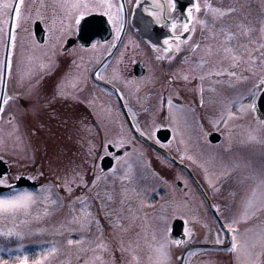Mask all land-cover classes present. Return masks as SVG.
Wrapping results in <instances>:
<instances>
[{
  "label": "rangeland",
  "instance_id": "374dc122",
  "mask_svg": "<svg viewBox=\"0 0 264 264\" xmlns=\"http://www.w3.org/2000/svg\"><path fill=\"white\" fill-rule=\"evenodd\" d=\"M225 1L227 2L226 7L235 6L237 8V11L235 13H232L224 17V19L227 20L225 26L229 27L231 31H236L237 25L240 22H243L244 24L255 25L258 28L259 19L261 18V15L264 14V12H262L261 9L262 0H225ZM27 3L29 4L30 0H27ZM220 22L221 20L216 21L217 29L221 27V26L217 27L218 23ZM27 30L29 32L28 25H27ZM27 36L28 38L26 39V41H33L32 34H29ZM132 36H133L132 34L130 35L127 34L124 37V39L127 37L131 39ZM253 36H258V32H254ZM245 39L246 38L244 37H240V42H244ZM201 41L205 42L203 40ZM111 42H114V39H111L110 43ZM232 43L236 45L237 41L233 40ZM25 47H27L28 49L27 58L20 66V71L24 73L23 80L20 81L19 79L20 71H17V68L14 65L13 76L7 82L6 91L8 92V94L13 95L18 93L19 95L9 105L5 106L6 108L5 113L2 114L1 116L3 117L4 115L5 117L6 115H11V126L8 127L4 125L0 120V149L5 148L6 144H9L11 142L10 137H30L31 140L32 137H42L38 133H34V128L41 125V127L44 129L45 126L46 127L48 126L49 122H47L45 126L42 125L45 124V122H43L41 118V115L47 112L51 114L52 117L54 116L56 121H55V125L53 126L54 134L52 132H48L47 130L46 137H52V136L58 137L57 136L58 133H56V130L59 131L60 135L63 134L64 130H67V134H68L69 133L68 130H69L71 134L76 133L74 137H83L84 134L81 133L82 125L81 124L79 125V123L76 120L72 119L67 112H65L64 110H60L61 104L64 103V101H68V100L72 102H74L75 100H82L84 101L83 102L84 105H86L88 102L93 100L95 102H99L101 100L104 101L108 99L103 95H96L98 96V100L95 99L96 96L90 97V93H89L90 91L89 92L85 91L83 97V91L85 90V86H87L85 84L86 81L88 80L87 78L88 69L90 67L86 66V63L81 60L83 57L82 53L78 54L79 60H77L76 62L69 61L67 57H63L62 60L65 61L56 62V61H52L51 56H48L49 54L45 53V51H40L37 46L28 47V45H25ZM108 49L109 46L105 47V49H102L99 53L101 54L105 53L107 52ZM3 50L4 47L0 45V52ZM17 53H18V46L15 51V54ZM92 54H93L92 56H94L98 54V52L96 50H93ZM256 55H259V53L257 52ZM28 57H32V58L29 59ZM94 58L95 61L99 62L100 65L104 60L100 58L97 59L96 56H94ZM0 60H2V57H0ZM110 62L112 64H110ZM42 64L44 66H41ZM109 65H114L113 59L112 61H109ZM102 68H104V65ZM78 83H81V85L77 86ZM73 84H75L76 86L73 87ZM136 84L142 85V83L139 81L136 82ZM250 85H251V81L245 83L243 85V88L250 87ZM61 90H63L67 94L60 95ZM93 92L94 93L97 92V89L95 87H93ZM104 95L106 94L104 93ZM106 96L110 97L109 95ZM228 96L229 98H232L233 94ZM244 102H246V100ZM47 103L53 104L55 110L49 109ZM154 111L156 112L157 109H154ZM92 112L93 115L88 114L86 116L89 120L95 117L96 125L95 126L92 125L91 120L89 123L84 124L83 128L85 130V133L87 132V134H89L90 137H104L105 127L102 125L100 117L98 116L99 111H97L93 107ZM108 112L116 116L115 114L118 113V111L109 109L108 111L103 110L102 112L99 113L102 114V117L105 119L106 124L114 123L113 117L107 115ZM12 117H15V119H13ZM28 117L32 119V123H33V126L31 127L32 129H30L28 125H24L26 124V118L28 119ZM19 120L20 122L22 120L24 124H19L18 123ZM205 121L200 124H192V122H185L181 124L187 123L186 125L177 126V137H175V141H176V149L178 150V155L181 158L192 162L196 170L202 176L203 180L208 182V184L206 183L207 186L209 188H213L212 190L215 193L213 194L214 199L218 203L219 214L222 217L224 223L227 226L231 225V227L234 226L235 228L238 229L235 235L237 236L238 241H240L241 249L247 246L248 250L251 252V257L244 255L243 251L240 253V261L242 262V264L244 261H247L248 259L255 260L257 264H264V241L261 240V233L262 231H264V222L258 223L255 226H251L250 228L244 229L243 227H241L242 225H245L249 222L247 220L264 214V208H261L260 206L262 201L260 198L259 190H257L255 195L253 194L252 191L253 188L256 186V179L253 178L252 173L255 172L258 174L262 169H264V143H260L258 141H249L247 139V135H248L247 130L249 129V127L251 128H261V127L259 125L251 124L246 129L244 125H237L236 127L239 129L238 131L241 134H243L245 137H236L238 136V134L236 133L228 134L230 137H227V135H225L224 133L225 137H227L223 142L224 145H214L206 142L203 137H197L198 132L201 131L203 133V131H205L208 128L203 124L205 123ZM150 124H155V126H158V124L154 122ZM155 126L149 125L147 127V130L151 132L153 129H155ZM219 126L227 128L230 127L231 124H228L227 126L221 124ZM106 132H107V128H106ZM20 133L22 134L19 135ZM60 135L59 137L62 136ZM260 135L262 138H264V128L263 129L261 128ZM123 140H125V138ZM126 141L128 143L131 142L130 139ZM225 145H228V147H225ZM12 146L17 149L15 150L11 148L12 153H16L17 156L27 157L30 155V153L28 152L29 147L27 149H24L23 144L20 145L14 144ZM16 155L14 156L16 158L13 159V163L14 164L20 163V167L21 169H23L25 162L24 160L17 158ZM133 158L136 157L130 155L128 158V160L132 159L129 163L131 165V169L128 168L129 164L125 166L126 169L125 173L131 176L133 175L135 176V173L140 174L138 169L142 168V162H141L142 159L141 158L133 159ZM151 164L155 167L159 166L161 173H164L169 170L175 172L171 167L167 166L168 167L167 168L166 166H163V164L159 165L158 160L152 159ZM122 171H123V166L118 167L115 173L112 172L111 174H109L111 175V179L114 180L113 185H116L115 190L117 191L116 192L117 196L121 201L126 202L130 198L131 194L132 196L130 199L132 200L136 194L140 193V202H141L142 194L144 191V187H142L141 181H139V187L136 184V182H133L130 185L126 184L127 186H122L118 188V184L120 185V183L122 185H125V183L122 182L120 178ZM71 177L69 176V178ZM179 178L180 179L182 178L181 174ZM170 180L171 183L173 184V189L175 192L176 199L175 201H173V199H170L169 203L167 202L165 203L164 208L169 209V206H172V209H175L176 207H179V211L177 213L179 215L184 216L188 221L187 225L189 227H192V225H195L196 223L189 222L193 218V217L192 218L189 217L194 215V217L197 218L199 215V212L196 211V209L194 208L196 203L192 202L188 204L189 206L186 205L184 203L185 200L184 195L186 194V192L183 191V189L180 188L178 185H176V183H174L173 177H171ZM107 182L108 181H100V183H107ZM153 182L159 183L158 179L154 180ZM183 184L187 185V182L184 181ZM136 188H138L137 191L135 190ZM27 190L30 192H34L37 195V202L36 204L33 205L31 211L33 216L39 214L40 219L39 220L32 219L27 226L20 225V230H22L25 233L23 237L0 236V259L10 261L15 256L23 255L25 252L32 254L30 257H34L35 256L33 255L34 252H28V250L24 249V241L26 239H30L31 236L36 237V236H41L43 234H48V232L44 230L37 231V229H43L41 220L51 216L52 212L56 208L61 207L59 204L52 205L45 203V196H47L48 193L42 188L37 191L30 189ZM97 190H99L98 187ZM51 192L52 195L50 199H57L55 194H53L52 189ZM222 192H227V195L225 196L222 195ZM93 194H95V191H93ZM249 200L252 201L251 206H248ZM101 203L102 202L99 200L96 204L92 202L87 205L89 207V211H91L92 215L95 218H96L95 214H99L100 212L98 204ZM134 204L133 206L129 207L131 210L134 208L135 206ZM180 205L182 206L181 209H180ZM75 206L78 207L79 205H75ZM143 206L145 207V202L143 203ZM140 207L143 208L141 204ZM184 207L190 209L188 213ZM45 208L49 210L50 214L46 215L44 213ZM100 209L104 211V209L102 208ZM246 209L250 214L247 220L241 218L242 214L245 212ZM77 211L79 212V210ZM253 212H255V215H251V213ZM114 218L117 220L116 221L115 219H112L115 220L113 224L115 226L116 233L122 230V228L119 226V223L123 227L126 225L127 222L136 225V228L133 229L131 235L135 240H126L123 242V246L126 247L128 250H130V252H132L130 255L121 254L120 256H116L114 255V251L111 249L97 248L96 245L103 242L102 236L99 230L97 229L95 232L96 235L93 234L94 236L93 240L90 241V238H87L86 243L81 246H71L69 248L65 244L66 240L60 241L63 242L59 245L61 250L68 249L70 250V252L74 251L75 254L67 256L64 255L65 251L56 254L55 257L62 256L57 264H71V263L84 264L85 260L83 261V258H87L86 260L90 261L91 264H144V263L153 264V261L155 260V255L153 256V253L150 256V258L152 257L153 260L152 261L150 260V262L147 261V257L144 260V256L141 255L144 251L146 252V254L149 253L148 251L153 252V248L150 247V245H154L152 239L153 233L150 227L153 225H151L149 220L140 218L138 213H132V215L125 214L122 217H114ZM23 219L24 217L22 215L19 216L16 221L17 224H19V221ZM233 220H236L237 223L231 224ZM57 223L60 224L61 221ZM156 223H158L160 228L162 227V221L160 220V217H157ZM11 224H12L11 219H9L8 221L0 220V226H5V225L11 226ZM75 225L77 224H74V226ZM93 225H101V224L100 223L97 224L96 222H93L91 226ZM77 226L79 228V225ZM169 226L170 223L168 219V228ZM208 227H209L208 224H202L201 227L196 230L197 234H199L200 241H207L208 239L216 237L217 233L214 232H213L214 234L206 233L205 229ZM212 229L213 231L216 230L217 225H215V227H212ZM155 230L159 238L160 233L156 227ZM78 231L77 230L75 231L77 234L75 239H80L81 237L85 238L84 232L87 233V231H82V235L80 234L81 233L80 228ZM91 232H94L93 228ZM115 235L118 236V234ZM95 238L97 240H95ZM220 238L223 240L225 237L221 235ZM113 241L114 240H110L111 243ZM49 247H51V245ZM124 247L122 251L125 250ZM8 249H10L11 252H9ZM40 250L41 249H36L35 253L39 254ZM218 253H219L218 255L212 251L207 253L203 259L204 261L197 264H214L215 262H217V264H227V261H225L227 258L226 257L227 254L220 252ZM134 254L139 257L138 262L133 259ZM232 256L235 264H237V254L232 253ZM93 257H98V259L93 260ZM191 258H194V254L192 255ZM174 260L176 259L173 255V261ZM178 262L179 264H181L180 261ZM192 262L196 264V260H192Z\"/></svg>",
  "mask_w": 264,
  "mask_h": 264
},
{
  "label": "snow or ice",
  "instance_id": "6c2138e0",
  "mask_svg": "<svg viewBox=\"0 0 264 264\" xmlns=\"http://www.w3.org/2000/svg\"><path fill=\"white\" fill-rule=\"evenodd\" d=\"M139 4L140 0H136ZM44 5L37 7L35 4H28L26 0H0V45H2L7 50V55L4 59L0 60V86H4L5 75L10 79L13 76L14 65L17 71H20V66L23 64V55L19 60L15 59V51L17 48L19 29L22 24L28 23L33 19L44 20L46 23L49 18L43 12ZM55 8H59L63 13L64 17L67 19L68 23L65 26L63 21L61 22V27L56 28L55 18L51 19V24L49 26V32L55 33L50 36L51 47L54 49L56 47V42L62 41L63 36L66 34H71V31L75 28H80L82 26V21L88 16L90 11L102 12L104 16L108 18V21L112 24L115 31L114 39L119 40L121 32L124 27V11L125 5L123 0H55ZM152 11L150 15L157 18V22H162L161 18L166 9L174 10L176 8V0H167V4L162 3L161 0H153L151 5ZM262 12H264V0L261 4ZM148 11V9H146ZM237 8L235 6L219 7L215 6L210 0H193L190 6L186 10V17L184 20L179 18L169 17L168 26L171 28L173 35L168 36L164 40L163 54L160 53V49L157 45L153 44L152 47L156 49L157 55L156 60L173 61L175 54L181 52L185 47H188L192 54L203 52V55L195 61H190L188 57H185L182 63H188L191 65V70H186L183 68L177 69L175 73L172 74L170 79L176 80L181 79L184 83V87H188L191 81L198 80V84L192 85L193 91H198L200 93L199 104L203 106L205 104L204 92L206 79H212L215 77L214 83H227L230 88L237 89V85L242 83H247L251 81L250 87H246L243 90L235 91L232 98L224 96L219 103L221 104V111L218 117L214 118L211 122L217 127L221 124L227 126L229 122L233 119H245L251 117V121L259 124L261 128H264V119H261V113L258 111L257 93L264 95V14L261 15L259 19L258 28L255 25L244 24L240 22L237 25L236 31H231L229 27L221 25L220 28H216V21L222 20L224 17L235 13ZM203 13V15H201ZM211 17V21H209ZM8 25L6 30L5 26ZM179 29V30H178ZM202 34V40L205 41H194L193 37L197 33ZM254 32H258V36H253ZM207 33V35H203ZM226 33V35H225ZM240 37L246 38L244 42H240ZM219 38V39H217ZM233 40L237 41V44L232 43ZM47 43V42H46ZM36 47L35 41H21V49L27 51V47ZM215 45V46H214ZM62 46V45H61ZM114 46V45H113ZM92 48L95 49L96 45L93 44ZM239 49V50H238ZM259 55H256V53ZM204 56L219 57V60L213 64L211 68L206 69L205 65L210 63V60L204 59ZM31 59L32 57H28ZM227 61V63H223ZM259 61V63H258ZM41 66H44L43 64ZM247 73V74H245ZM99 76V73H97ZM119 77V73H117ZM24 78V73L20 71V81ZM103 78V77H101ZM132 81L125 79V84L131 83ZM76 85L73 84V87ZM208 88L212 92H217V88L208 85ZM63 90H61L60 95H66ZM178 94V93H177ZM19 94L9 95L7 91H0V116L5 113V106L9 105L14 101ZM247 100V103L244 101ZM167 105L169 112L175 107L172 96H168ZM164 106V97H160V107ZM184 107V106H181ZM236 111H233V108ZM189 111H193L189 108ZM15 119V117H12ZM261 128H251L248 129L247 139L249 141H258L264 143V138L261 137ZM112 141H107L103 146L106 148L108 144ZM117 147H123L127 141L126 140H116ZM129 155L125 153V156ZM119 160L120 157H117ZM131 169V165H128ZM114 173L116 169L112 170ZM41 175H43L41 173ZM254 179H256V186L253 188V194L255 195L257 190H259L261 198V208H264V169H262L258 174L252 173ZM35 179L36 177H30ZM122 179H130L129 175L121 177ZM19 179V177H17ZM99 180V177L96 178ZM96 181H92L95 185ZM211 183V181H210ZM83 184L87 186L88 181L84 180L83 176L79 172H75L74 175L69 178L67 175L62 179L61 183L54 185H42V189L47 191V196H45V203L57 205L62 202H67L69 210L72 213L71 217L67 222H61L59 228L65 229L69 233L76 231V228L69 227L71 224L79 225L81 231H88L91 228L93 222L97 224L99 221L92 215L91 211L87 208V201L89 197L83 193L80 196H76L73 185ZM0 185L11 188L9 184V179L7 176L0 177ZM62 188L64 190V195L57 193V199H50L52 192L51 188ZM127 191V190H125ZM138 195V194H137ZM109 199L112 197L109 196ZM79 201L83 207L77 211L75 204ZM37 202V195L34 192H30L27 189L20 191H13L10 194L0 195V220L8 221L11 219V226H0V236L4 237H23L24 232L20 230V225L27 226L32 219L39 220L40 215H32V207ZM252 201H248V206H251ZM218 207V206H217ZM169 211L175 215L179 211V207L172 209L169 206ZM46 215L50 214L47 208L44 209ZM23 216L24 219L19 221L17 224V218ZM249 213L247 209L242 214V219L247 220L249 218ZM255 215V212L251 213ZM169 215L166 212L161 213L160 220L162 221V227L159 229V239L156 235H153L152 239L156 243L150 245L155 253V260L153 264H174L173 254L171 251V246H179L183 243L180 239H173L170 235V229L168 228ZM195 219V217H193ZM237 223L233 220L231 224ZM228 230L233 233L231 237V248L228 251L237 254V264H242L240 261V253L243 251L244 255L251 257V252L248 250L247 246L241 249L240 241H238L235 233L238 231L237 228L227 226ZM44 229H37V231H43ZM192 228H186L185 232L188 236L192 235ZM54 234L63 236L62 231H57ZM84 237L80 239L68 238L65 241L66 246L69 248L71 246H81L84 244ZM261 240L264 241V231L261 233ZM214 243L222 244L223 240L220 238L219 233H217ZM58 242H53L51 247L47 249H41L39 254L34 257H30L28 253L23 255H17L13 259L3 260L0 259V264H52V260L56 254L61 251V248L57 246ZM22 247V246H21ZM97 248H106V245L101 242L96 245ZM11 252L10 249H8ZM98 259V257H93V260ZM135 261H139V257L135 254L133 255ZM84 264H91L90 261L85 260ZM179 264V262H175ZM243 264H257L255 260L248 259L244 261Z\"/></svg>",
  "mask_w": 264,
  "mask_h": 264
},
{
  "label": "flooded vegetation",
  "instance_id": "af4514ba",
  "mask_svg": "<svg viewBox=\"0 0 264 264\" xmlns=\"http://www.w3.org/2000/svg\"><path fill=\"white\" fill-rule=\"evenodd\" d=\"M161 2L167 4V0H161ZM191 2H193V0H176V8L174 10L166 9L161 18L162 22H157V18L150 15V11H152L151 5L153 3V0H140L139 4L136 3V0H123V3L125 5V12H127L128 19H130V21L127 22L125 35L130 31L128 34L133 35L131 39H129L130 36L125 39L123 37L120 43L117 44L118 40L116 39H114V42L110 43L109 40L103 41L99 38L89 46H84L80 41L75 40L71 45H68L67 40L70 37H75L77 35V28H75L71 31V34L64 35L62 41L56 42V47L53 49L51 47L50 36L54 35L55 33L49 32L51 19L55 18L56 28L61 27L62 21L66 26L68 21L64 17V13L59 8H55L54 11L55 0H35L37 7H39L40 5L45 6L43 8V12L49 18L47 23L44 20H38L41 22L45 32L44 39L41 42L36 41V45L39 48V50L45 51V53L49 54L48 56H51V59L54 61H65L62 59L63 57H67L69 61L76 62L77 60H79L78 54L82 53L83 57L81 60L86 63V66L90 67L88 69V76H87L88 80L86 81L85 84L87 85L85 86V91L86 92L90 91L89 92L90 97H93L95 95L92 94L90 88L93 87L97 89L103 88L105 92L107 91L112 96L111 99L113 101H99L95 103L97 109L99 110L113 109L118 111V113L115 114L116 116L113 117L114 123L106 124L105 119L98 115L100 117L103 126L107 128V132L105 131L104 137H95V139L98 141V149L96 150L98 156L102 155L103 153V156L116 157L115 156L117 152L116 150H118L119 148H115L114 151H112L110 150V148L112 149V146L108 144V146L105 148L103 145L105 144L106 139L114 143L118 137L127 136L122 133V129H121L122 128L121 124L123 125V120H125V122L127 121L124 114L123 115L121 114V111L124 107L125 109L130 111L129 114L131 116L129 115V119L136 121L137 124L150 118H153L155 120L165 119L167 121L169 120L173 122L177 120L176 121L177 123H185V122L195 121L198 118L202 120L204 107L213 106V102L217 105V103L214 101V97L218 96V93L211 91L207 92V82L212 79H206L204 81L205 104L203 106L199 104L200 93L198 91L192 90V85L198 84L199 83L198 80L191 81V83H189L188 87L186 88L184 87L185 82H183L181 79H176V80L170 79L172 74L175 73L179 68L191 70V65L188 63H182V61H184L185 57H188L190 61L198 60L203 55L202 51L197 54H189L190 51L188 47H185L181 52L175 54V58L173 61H168L167 59L158 61L155 59L157 53H153L152 51L154 50L150 48L151 43L153 44L154 41H158V39L161 36H163L162 45L164 48L165 46L164 40L168 36L173 35L171 28L168 26L169 17L171 16L173 18H179L181 21L184 20L186 17V10L190 6ZM201 2L203 3V0H201ZM210 2H212L215 6H217V0H210ZM146 9H148V11H146ZM135 12L138 16V20L134 24L133 15ZM92 14L103 15V13L99 11H90L88 15H92ZM201 15H203V13H201ZM208 19L209 21H211V17H209ZM138 28L150 30L149 34L152 38V39L150 38L149 40L150 42L142 39V37L139 34ZM26 36L27 33L24 23L21 25L19 29L18 53L14 54V56H17L15 57L16 60H19L22 55L24 57V60H26L27 58L28 51L22 52L21 49V41H26ZM193 39L194 41H201L202 34L198 32L197 34L194 35ZM141 40L144 41L146 44H143ZM93 44L96 45L95 49L92 48ZM107 46H109L107 52L102 54L99 53L102 49H105V47ZM113 49L115 50L112 54L111 59H113L114 65H109V63L106 64L105 67L98 72L99 78H97L95 69H96V64L99 62L95 61L94 56H96L97 59L99 58L104 59ZM93 50H96L98 54L92 56ZM160 53L163 54V50L160 49ZM137 62H142L146 68L145 76L143 77H137L135 75L134 65ZM155 64L158 67H161V69H159ZM151 66H153L154 68ZM117 73H119V77H117ZM101 79L109 81L110 83H112V85L119 88L121 92L124 94L126 100H124L123 102L119 101L118 97H116L114 92H111V88L108 87L105 83L103 84L101 83L103 85L101 86L100 82H104ZM125 79H128L132 82L125 84ZM141 79H145L143 81V84L137 85L136 82H138ZM161 96L164 97L163 108L160 107ZM168 96H172L175 105V107L172 109L171 112H169L168 105L166 102ZM189 108H191L193 111H189ZM69 109L72 110L71 118L75 120L74 108H69ZM154 109H157V111L155 112ZM121 115L123 116V119ZM90 120L87 117H84L82 124H87L90 122ZM82 132L85 135V136L83 135V137L90 138V135L87 134V132L84 133L83 130ZM46 133L47 132H44L43 134ZM130 136L144 137L137 133L135 134L131 133ZM145 136L157 137L156 135H145ZM53 148H57V145H55L54 142H53ZM158 154L159 155L161 154L164 156V158L168 159V157L166 156V152L160 151ZM123 155H125V152L121 154V156ZM0 159L5 160L8 163V165H10L9 160L6 157L0 155ZM36 171L38 170L36 169ZM104 173L106 172H103V174ZM44 174L43 175L40 174L37 177V182L39 185L42 184L43 182L44 179L43 176L49 175V173H44ZM187 175L189 176L188 173ZM2 176H7L9 179V184H12L13 179H12L11 167L9 169V173ZM93 178L94 176L89 177V184H87V186L91 185V181L93 180ZM179 185L182 186L181 183H179ZM87 186L82 185L83 192L87 190ZM189 187L192 188L191 190L192 192L196 193L199 197H201L198 191L194 188V186L189 185ZM189 187L185 188V190L187 191ZM106 196L107 198L111 196L110 191L107 192ZM188 197L190 196L188 195ZM111 201L112 198L107 199V203H110ZM147 202H149V200H147ZM142 207L143 208H140L139 212L145 215L146 217H148L147 216L148 210H145L144 206ZM110 212L113 213V209H111ZM106 218H107L106 215L99 216L101 223H106Z\"/></svg>",
  "mask_w": 264,
  "mask_h": 264
},
{
  "label": "water",
  "instance_id": "95a60500",
  "mask_svg": "<svg viewBox=\"0 0 264 264\" xmlns=\"http://www.w3.org/2000/svg\"><path fill=\"white\" fill-rule=\"evenodd\" d=\"M259 104H260L261 110L264 112V95H261L260 96V102H259ZM212 140L213 141H216L217 140V137H212Z\"/></svg>",
  "mask_w": 264,
  "mask_h": 264
}]
</instances>
